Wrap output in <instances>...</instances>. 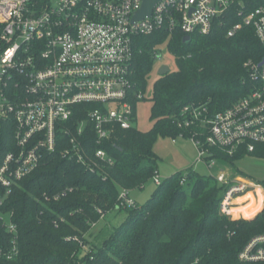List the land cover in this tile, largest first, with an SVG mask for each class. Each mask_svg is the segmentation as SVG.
<instances>
[{
    "label": "built area",
    "instance_id": "1",
    "mask_svg": "<svg viewBox=\"0 0 264 264\" xmlns=\"http://www.w3.org/2000/svg\"><path fill=\"white\" fill-rule=\"evenodd\" d=\"M142 4L0 0V134L3 122L12 125L15 147L0 158L2 188L9 191L45 155L57 151L91 172L114 165L109 145L120 132L135 128L133 101L144 98L141 92L131 94L136 37L158 32L207 36L230 24L227 38L251 27L264 50V0H160L149 17L133 22ZM243 67L249 88L231 106L211 112L207 104L186 105L175 120L189 132L186 139L195 147L197 161L222 186L220 214L232 221L264 214V179L253 182L211 151L242 159L257 157L264 145V56ZM151 180L156 187L162 183L158 171ZM117 205L124 209L136 204L122 189ZM6 229L16 234L11 222ZM15 240L13 236L9 252L0 250V257L17 255ZM238 260L264 263V233L248 241Z\"/></svg>",
    "mask_w": 264,
    "mask_h": 264
},
{
    "label": "trees",
    "instance_id": "2",
    "mask_svg": "<svg viewBox=\"0 0 264 264\" xmlns=\"http://www.w3.org/2000/svg\"><path fill=\"white\" fill-rule=\"evenodd\" d=\"M229 26L207 36L194 34L187 43L178 32L134 39L131 94L145 93L154 54L161 48L176 62V70L153 86L151 129L120 132L108 148L115 160L111 167L91 172L57 151L45 155L9 191L0 186V250H11L13 236L17 247V255L11 260L0 257V264H264L238 260L248 241L264 233V214L236 221L221 215L222 186L193 170L164 179L143 206L124 208L126 220L100 246L91 243V251L81 252V246L90 244L87 234L93 222L103 213L123 209L117 205L120 188L142 187L158 171L153 151L157 136L188 138L189 132L175 121L184 106L207 104L211 112H219L247 92L243 65L261 60L264 50L251 27L227 38ZM14 149L13 127L3 122L0 158ZM211 151L234 167L241 157ZM255 156L264 158V145ZM5 218L15 225V235L7 231Z\"/></svg>",
    "mask_w": 264,
    "mask_h": 264
},
{
    "label": "rangeland",
    "instance_id": "3",
    "mask_svg": "<svg viewBox=\"0 0 264 264\" xmlns=\"http://www.w3.org/2000/svg\"><path fill=\"white\" fill-rule=\"evenodd\" d=\"M158 55L160 58L154 60L151 73L147 79L146 91L143 94L144 98L136 104L135 128L141 132H147L152 127V122L150 121L151 97L153 86L160 79L159 69L162 66H167L170 72L176 70V62L166 48H161ZM153 151L158 157L157 170L162 181L175 174L185 176L190 170L204 175H209L210 173V170L204 164L197 161V151L189 139L177 137L173 143V138L159 135L153 145ZM234 168L240 175L251 179L253 182L264 179L263 159L254 156L243 157L235 162ZM217 172V169L211 171L214 174ZM156 189L157 187L153 181L148 179L142 187L127 190L129 198L137 207H141L153 196ZM121 191L122 188H120L119 192ZM247 210L248 208L243 211L246 212ZM102 216L103 218L101 219ZM126 217L127 212L125 209L101 214L100 220L93 222L94 226L87 234V237L91 235V238H88L90 244L81 246V252L91 251L92 244L100 246L104 238L112 233L113 229L119 227L126 220ZM5 221L8 223L7 218H5Z\"/></svg>",
    "mask_w": 264,
    "mask_h": 264
},
{
    "label": "water",
    "instance_id": "4",
    "mask_svg": "<svg viewBox=\"0 0 264 264\" xmlns=\"http://www.w3.org/2000/svg\"><path fill=\"white\" fill-rule=\"evenodd\" d=\"M160 0H143V4L141 9L135 14L133 18V22L143 20L146 17H149L154 6L159 2ZM190 41V38L188 36L183 38V42L187 43ZM169 72V68L167 66H162L158 74L160 76H164Z\"/></svg>",
    "mask_w": 264,
    "mask_h": 264
},
{
    "label": "crops",
    "instance_id": "5",
    "mask_svg": "<svg viewBox=\"0 0 264 264\" xmlns=\"http://www.w3.org/2000/svg\"><path fill=\"white\" fill-rule=\"evenodd\" d=\"M174 143V142H173ZM247 209V208H246ZM249 212H246V214H248ZM248 216H250V215H248Z\"/></svg>",
    "mask_w": 264,
    "mask_h": 264
}]
</instances>
